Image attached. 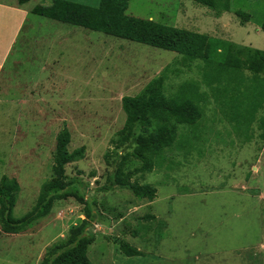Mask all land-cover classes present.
<instances>
[{
	"label": "rangeland",
	"instance_id": "obj_1",
	"mask_svg": "<svg viewBox=\"0 0 264 264\" xmlns=\"http://www.w3.org/2000/svg\"><path fill=\"white\" fill-rule=\"evenodd\" d=\"M42 1L31 0L28 7ZM84 1L100 5V0ZM232 9L217 17L193 1L130 0L127 15L264 51V0H232ZM237 11L251 20L245 22ZM181 59L30 15L0 80V180L15 178L20 184L14 218L36 206L42 185L52 177L57 137L67 128L70 152L85 148V159L67 167V178L86 186L100 214L91 229L93 264H264V110L249 127L241 117L232 118L235 112L211 103L202 107L195 128L178 126L175 144L153 172L131 178L157 189L152 203L116 186L102 190L111 184L121 156L133 150L115 144L126 120L123 98L139 95L168 68L178 71L168 74L169 94L183 82H200L197 65L186 69ZM140 167L131 159L125 170ZM83 210L70 198L56 202L49 216L19 235L0 228V264H40L85 219ZM146 216L165 223L160 244L158 224ZM122 242L144 256L126 257Z\"/></svg>",
	"mask_w": 264,
	"mask_h": 264
},
{
	"label": "trees",
	"instance_id": "obj_2",
	"mask_svg": "<svg viewBox=\"0 0 264 264\" xmlns=\"http://www.w3.org/2000/svg\"><path fill=\"white\" fill-rule=\"evenodd\" d=\"M30 1L18 0V5L22 7ZM185 1L207 7L217 17L233 12L232 0ZM129 5L130 0H100L99 7L94 8L67 0H53L48 7H36L32 14L176 53L182 57L181 65L189 70L197 65L202 77L200 82H183L174 94H169L166 89L168 74L176 75L178 71L169 73L171 70L168 68L139 95L122 100L126 120L115 144L117 149L129 146L133 150L121 156L113 177L109 179L111 184L102 190L109 192L116 186L131 191L140 201L152 203L157 197V189L148 184L133 183L131 178L152 173L158 158L175 144L178 126L195 128L202 118V107L215 103L222 112H235L232 118L238 120L241 117L245 126L254 124L258 112L264 110V51L242 48L206 34L128 16ZM236 15L245 22L251 20L250 15L240 11ZM261 30L264 32V22ZM238 106L240 110L236 108ZM260 123L264 130V117ZM261 138L264 141V132ZM70 144L71 134L65 128L57 137L52 177L42 185L36 206L25 217L16 219L13 216L21 191L18 181L8 177L0 180V228L6 235L25 232L49 216L56 202L72 198L84 207L85 219L72 227L67 239L55 244L40 264H93L88 257L90 247L96 242L91 229L100 214L95 211L96 201L87 198L86 186L67 178V167L85 159V148L70 152ZM131 159L141 163V167L127 172L126 164ZM144 220L157 222L155 216H146ZM157 224V230L160 229L157 243L160 244L165 223ZM120 249L129 258L144 256L124 242Z\"/></svg>",
	"mask_w": 264,
	"mask_h": 264
},
{
	"label": "crops",
	"instance_id": "obj_3",
	"mask_svg": "<svg viewBox=\"0 0 264 264\" xmlns=\"http://www.w3.org/2000/svg\"><path fill=\"white\" fill-rule=\"evenodd\" d=\"M67 1L83 2L82 4L85 5L90 4L84 0ZM52 2L53 0H44L39 6L48 7ZM28 4L20 7L18 0L12 3L0 0V80L2 79L6 63L27 26L28 18L36 8H29Z\"/></svg>",
	"mask_w": 264,
	"mask_h": 264
}]
</instances>
